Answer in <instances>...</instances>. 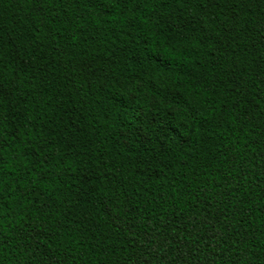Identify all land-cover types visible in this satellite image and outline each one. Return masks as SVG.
<instances>
[{"label": "trees", "instance_id": "16d2710c", "mask_svg": "<svg viewBox=\"0 0 264 264\" xmlns=\"http://www.w3.org/2000/svg\"><path fill=\"white\" fill-rule=\"evenodd\" d=\"M0 264H264V0H0Z\"/></svg>", "mask_w": 264, "mask_h": 264}]
</instances>
